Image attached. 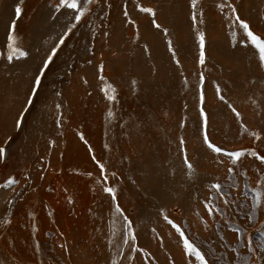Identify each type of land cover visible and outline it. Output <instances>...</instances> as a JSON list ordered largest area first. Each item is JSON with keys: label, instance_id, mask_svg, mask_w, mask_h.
<instances>
[{"label": "rangeland", "instance_id": "rangeland-1", "mask_svg": "<svg viewBox=\"0 0 264 264\" xmlns=\"http://www.w3.org/2000/svg\"><path fill=\"white\" fill-rule=\"evenodd\" d=\"M62 2L0 0V264H264V0Z\"/></svg>", "mask_w": 264, "mask_h": 264}, {"label": "snow or ice", "instance_id": "snow-or-ice-1", "mask_svg": "<svg viewBox=\"0 0 264 264\" xmlns=\"http://www.w3.org/2000/svg\"><path fill=\"white\" fill-rule=\"evenodd\" d=\"M88 3H91L92 0H87ZM82 3L83 0H63L62 2V6H67L71 9H80L79 13L76 15L75 19L77 21H80L84 15H85V9H83L82 7ZM197 4V0H192V6L195 8ZM144 12H151L153 15H155V13L153 12L152 9L149 8H142L141 9ZM233 11H235L233 9ZM21 12V9L19 7L16 8V13L17 16H19ZM195 14L193 15V19H195ZM236 21L239 22L240 27L244 30L247 38H248V42L254 46L255 48H257L260 52V58L262 60H264V37H261L260 35H258L257 33L253 32L250 25L244 21L241 20L239 15L236 16ZM73 27H75V25H73ZM156 27H160L159 24L156 25ZM15 27L14 24L12 26V31L14 33ZM9 40L11 41V43L9 44V47L12 49V54L8 56V59L11 60L13 59V56L17 53L20 52V49L17 48L15 46V42H16V37L14 35H11L9 37ZM60 44L64 43V40L61 39ZM200 43H201V47H203L204 45V34L201 33L200 34ZM58 49H53L51 54L48 56L47 60L45 61L43 68L41 69L40 74L38 75L36 81H35V85H34V94H35V89H38L40 83H41V77L44 74V71L48 68L49 64L52 62L53 57H55V55L57 54ZM21 55H23L24 53H20ZM109 99H114V96H109ZM221 99H223V97H221ZM29 103H31V100L29 101ZM23 121V114L21 115V118L18 120V125L20 123H22ZM256 135V134H254ZM257 139H259V136L257 135ZM209 146L213 148L214 151L220 152L222 151L221 148L216 147L215 145L211 144V142H209ZM6 154V149L0 147V156H3ZM230 155L234 156L236 160H239L242 156L245 155V152H236V153H231ZM251 155L257 157L258 159H260L262 162H264V156H260L257 152H255L254 150L251 151ZM99 167L101 169V171H104V165L103 164H99ZM189 169L192 168L191 164H188ZM104 179L106 180L107 177L105 176ZM10 183H15V181H11ZM211 187L215 188L217 190V192H219L222 188V185L220 184H214ZM105 191H108L109 193H113L114 194V189L109 187L106 188ZM209 212H212V208L209 207ZM165 219H167V217H165ZM170 223H172L171 221H169ZM177 228V231L180 232L181 237L183 238V244L184 247L188 253V255L193 256L195 258V260L199 261V264H209L208 258L205 255V253L201 250V248L199 246H197L186 234L185 232L178 226V225H174Z\"/></svg>", "mask_w": 264, "mask_h": 264}, {"label": "bare ground", "instance_id": "bare-ground-1", "mask_svg": "<svg viewBox=\"0 0 264 264\" xmlns=\"http://www.w3.org/2000/svg\"><path fill=\"white\" fill-rule=\"evenodd\" d=\"M117 120V119H116Z\"/></svg>", "mask_w": 264, "mask_h": 264}]
</instances>
